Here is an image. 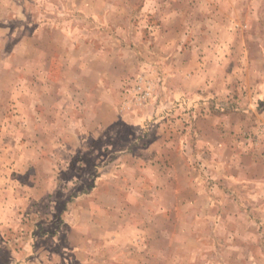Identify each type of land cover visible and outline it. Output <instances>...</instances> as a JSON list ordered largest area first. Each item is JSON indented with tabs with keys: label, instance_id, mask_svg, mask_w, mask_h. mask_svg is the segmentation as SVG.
I'll use <instances>...</instances> for the list:
<instances>
[{
	"label": "rangeland",
	"instance_id": "obj_1",
	"mask_svg": "<svg viewBox=\"0 0 264 264\" xmlns=\"http://www.w3.org/2000/svg\"><path fill=\"white\" fill-rule=\"evenodd\" d=\"M4 183L0 264H264V0H0Z\"/></svg>",
	"mask_w": 264,
	"mask_h": 264
},
{
	"label": "crops",
	"instance_id": "obj_2",
	"mask_svg": "<svg viewBox=\"0 0 264 264\" xmlns=\"http://www.w3.org/2000/svg\"><path fill=\"white\" fill-rule=\"evenodd\" d=\"M3 178H4V180L10 179L9 176H7V175H4ZM15 188L20 189V186L18 187L17 183L15 184L14 188L11 187V185L6 184V183H4V185L0 186V192H1L0 194L2 195L0 198L1 199L0 202H2V203H0V204H4L3 210L0 211V222H3L4 225H7L8 221L13 219L11 217V215H13V217L14 216L16 217L17 215L21 214V211H22V208L19 205H15L13 208H10V207H12L11 200L13 198L11 195H13V191ZM17 191H19V190H17ZM17 191H14V192H17ZM4 196H8V200H6L7 197H4ZM22 213H24V212H22Z\"/></svg>",
	"mask_w": 264,
	"mask_h": 264
}]
</instances>
